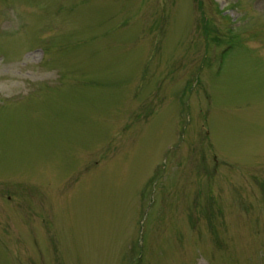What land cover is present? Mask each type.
<instances>
[{
  "label": "rangeland",
  "instance_id": "rangeland-1",
  "mask_svg": "<svg viewBox=\"0 0 264 264\" xmlns=\"http://www.w3.org/2000/svg\"><path fill=\"white\" fill-rule=\"evenodd\" d=\"M0 56V264H264V0H0Z\"/></svg>",
  "mask_w": 264,
  "mask_h": 264
}]
</instances>
